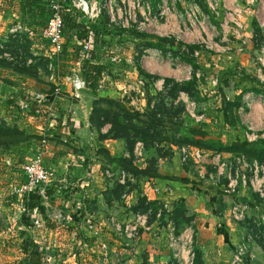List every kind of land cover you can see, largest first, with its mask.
<instances>
[{
    "label": "crops",
    "instance_id": "obj_1",
    "mask_svg": "<svg viewBox=\"0 0 264 264\" xmlns=\"http://www.w3.org/2000/svg\"><path fill=\"white\" fill-rule=\"evenodd\" d=\"M97 1L103 9L94 19L68 6L63 7V51L55 57L43 34L50 0H0V117L4 118L0 126V264H22L26 259L22 243L27 237L40 243L42 248L45 244L61 245L65 258L71 260L76 255L79 264H103L101 261L106 262V259L112 261L110 264H166L173 253L168 239L173 234L172 230L177 233L190 231L202 264H232L235 249L242 241L249 245L242 264H258L260 260L263 263L264 242L258 237L253 223L259 215L257 205L261 204L258 203V195L250 184L241 186L237 193H231L227 191L226 179L219 182L211 180L208 177L214 169L211 158L199 163L196 176L203 181L196 183L197 178L193 179L191 175H188L189 179L173 177V169L168 170L162 165L158 168V161L155 164L157 175H136L94 151L95 146L98 150L118 143L122 148L112 156H129L122 140L101 139L90 120L93 101L98 96L121 97L106 82L114 83L111 75L116 72V67L126 65L117 63L112 55H108L112 54L108 53L112 45L106 42L107 38L113 40L120 33L138 39L157 35L140 31L134 22L127 27L119 24L120 5L125 0H111V9L104 6L105 0ZM135 1L139 7V21L147 20L148 25L159 29L172 24L174 31L182 32L193 42L200 38L205 43L206 39L211 40V46L200 43L204 47L195 51L199 66V57L206 56L214 60L207 62L212 66L210 68L217 69V74L211 75L213 81L209 90L201 86L207 73H198L201 66L197 70L199 88L206 95V101L197 102L187 93L180 92L177 102L184 103L191 116L195 117L197 112L202 117L210 114L216 120L221 119L222 126L226 130H234L242 140L264 137V2L257 8L246 0H222L219 8L222 18L214 20L212 17L214 23L209 29L201 30L193 23L186 27L183 22L181 27L175 22L176 16L182 12L183 3L178 5L180 10L172 7L168 17L163 19L165 23L161 24L163 20L154 16L159 6L169 0ZM204 2L207 10L200 7L209 12L208 1ZM192 3L199 6L196 0H190L189 4ZM238 10H242V17L236 19ZM15 27L21 28L14 32L12 29ZM217 28L220 32L215 31ZM90 37L95 39V58L92 61L104 65L105 69L99 80L103 87L97 94L89 87L75 92L68 80L75 71L83 77L82 40ZM100 53L104 56L100 57ZM146 56L150 59L141 66L151 74L159 73L168 64L164 63L162 55L156 60L149 54ZM184 63L190 67L183 78L178 75L168 77L180 82L190 79L192 66ZM126 69L133 71L131 66L124 71ZM134 69L138 76L135 66ZM174 69L181 73L180 68ZM158 76L163 82L165 77ZM142 80L146 86V80L141 77L139 81L142 83ZM154 84H151L153 88L156 87ZM37 94L46 97V102L42 105L37 103L32 112L21 110L17 105V99L26 101ZM238 95H241V104L234 114L237 121L229 124L222 109V100L233 101ZM215 105L218 106L213 110L211 106ZM109 128L110 125L106 124L101 131L106 133ZM236 134L231 141L236 139ZM44 136L48 143L43 162L54 174L40 200L48 220H41V225L36 227L32 220H23L25 210L20 206L21 196L16 188L26 181L25 167L38 152ZM137 150L136 143L135 159ZM226 156L233 158L232 154L224 152L223 157ZM240 168L249 175L248 169ZM123 173L125 178H122ZM137 182H143L145 187L142 186L139 194L129 188ZM236 198L249 202L251 206L248 216L241 221L233 219L229 212L231 202ZM164 202L168 203V211L163 210ZM141 211L153 212L166 223L155 225L151 218L147 221L145 218L138 223V231L143 229L140 241L122 236L118 226L124 228L133 223ZM33 214L42 217L38 212ZM119 218L125 221L133 219L121 224ZM185 218L192 220L188 223ZM74 245L76 252L73 251ZM46 257L52 263L57 256L49 252Z\"/></svg>",
    "mask_w": 264,
    "mask_h": 264
},
{
    "label": "trees",
    "instance_id": "obj_2",
    "mask_svg": "<svg viewBox=\"0 0 264 264\" xmlns=\"http://www.w3.org/2000/svg\"><path fill=\"white\" fill-rule=\"evenodd\" d=\"M198 2H200V5L204 10H207L204 0H198ZM140 36L144 35L140 33ZM148 36L151 39L143 41V45L139 51L140 56L142 55V51L148 47L160 49L167 55L168 50L165 47V43L171 44L177 41L175 36ZM153 38H155L156 41H153ZM178 42L181 46H184L185 49H177L174 51L173 55L175 58L187 62L192 66L193 72L190 79L180 82L176 79L165 77L163 79V90L156 91V94L152 95L149 87L154 80L159 78V76L147 72L141 66L139 56L136 58L137 61L135 68L139 76L146 80L147 87V103L143 109H139L131 105V102L125 99L126 97L114 98L109 96H98L93 101L90 120L93 126H95L98 130L100 138L122 140L129 152V156L120 155L113 157L109 152V149L103 148V151H106V154L110 156L109 160L115 162L120 168L136 175H157L158 172L155 164L159 155V147H161L163 141L167 140V133L169 134V131H173L174 137L171 141V145L179 147V149L183 146H188L192 148L204 149L210 153L215 151H219L221 153L226 152L232 154L234 159L237 157H244L250 163L256 161L258 164L264 165V137H258L252 141L238 138L227 143L211 142L205 139L206 131L200 126V124L198 126L190 125L188 128L184 125V121H182L179 125L173 121L174 119L179 118L185 110V104L180 101L179 103L177 102L180 92L187 93L197 102L201 103L206 101V95H204L199 88L200 78L197 76V70L200 69V66L195 57V51L200 50L203 47L198 43ZM93 48L94 44H92L91 49L88 51V56H85L82 44V72L87 83L86 87H89L94 94H97L99 90V80L102 77V71L105 69L104 65H100L99 63H94L92 61L95 58ZM240 96L241 95L236 96L233 101L226 99L222 100V109L225 114L226 122L229 124H234L237 121V115L234 114H237L236 112L240 107ZM152 101H155L154 104H152ZM124 104H126V106ZM106 124H109L110 128L106 133H103L101 129ZM187 128L188 131L184 133V130ZM137 142H142L145 151L154 147V156L151 158L152 164H150L151 162L149 161V165L143 168L139 167L134 161L136 160L134 155V146ZM40 200V192L38 190L33 191L30 199L24 205L26 210L23 214V220L25 222H31L32 213L28 211L33 210H36V213L38 212L42 215L40 220L47 222L48 217L45 214V207L42 203H40ZM259 201L260 202L258 203L262 202L260 198ZM144 208L146 210V206ZM182 217L184 218L185 215L182 214ZM191 220L192 218H185V221L188 223H190ZM253 223L258 237L262 239L259 227L256 226V220H254ZM22 248L26 254V259L22 264H52L48 262L46 252L43 251L44 249L41 244L37 243L32 238L27 237L22 243ZM194 251V264H202L199 250L194 247Z\"/></svg>",
    "mask_w": 264,
    "mask_h": 264
},
{
    "label": "rangeland",
    "instance_id": "obj_3",
    "mask_svg": "<svg viewBox=\"0 0 264 264\" xmlns=\"http://www.w3.org/2000/svg\"><path fill=\"white\" fill-rule=\"evenodd\" d=\"M133 1H135V0H125L120 5L121 6V16H120L119 24L122 21H124V19H125V11H127L129 8L134 9L130 5H133L137 2L135 1L133 3ZM179 1H180V3H179ZM196 1L199 4V6L195 5L194 3H193V5H194L196 11H198V12H196V16H192V15L189 16L187 14V12H189L187 9L190 6H192V4H189L190 0H172V2L169 0L168 1V10H167L168 13L163 18H161V20L168 17V14L170 13V10L172 7L179 8V10H180L181 8L178 5H182V3L184 5L183 6L184 9L182 8V12H181L180 16L178 14L176 16V18L174 19L175 22H177L181 25V27H183V22H184V25H186V27H190L189 23L190 24L193 23V26L196 25L197 28H199L201 30H203V29L207 30V29H209L211 24L214 23L213 21L216 20V17L222 18L220 16V14L222 13L221 9H218L216 12L212 8L209 7V12H206L200 7L201 6L200 2H198V0H196ZM140 6H142V5L140 4ZM68 7H70V6H68ZM70 8H73V7H70ZM138 8L139 7H137V6L135 7V9H134L135 13H134V16L132 17V19L130 20L129 25L132 22H134L138 25L140 31H146V32H149L151 34H157V35L176 36V38H178L177 41H175L171 44L165 43L166 44L165 47L168 50L167 55H165V53H163L159 49L148 48V49H144L142 51L141 56L139 55V53H140L139 51L143 45V41L149 40L150 37H141L138 39V38H135L131 35L120 33L117 36V38H114L113 40H110L107 38L106 42L107 43L109 42L112 45V50L110 49V51L108 52V53H112V54H108V55H112L113 56L112 58H114V60L117 63H119V64L123 63L126 66L123 67L122 65H120V66L116 67V70H115L116 72H114L113 76L111 75V79H113L114 83H111V84H110V82H106V83L109 84V87H111V89L113 91H115L116 93H119L121 95V97H126L125 99L131 101V105H133L136 108L141 109L147 103V95H146L145 81L142 80L143 82L141 83L139 81V79L141 77L139 75L136 76V74L134 73V70H135L134 66L136 64V61H137L136 58L137 57L140 56V63L144 64L146 61H148L150 59L146 55L149 54V56H153L152 58L154 60H156L155 58L159 59V57L162 55L163 56L162 60L164 61V63H168V64L162 71H160L159 73L154 72V74L157 73L161 77H168V76L173 77L174 75H178V76L183 78L187 72L186 69L189 68L190 66L188 64L182 62L178 58H175L173 55L174 51H176L177 49H180V48L185 49V47H183L179 44L178 40L182 41L184 43H199V44L201 43L202 45H204L206 47L208 45L211 46V42H210L211 40H208L205 38L206 39V40L204 39L206 41V43H205V42H203V39L200 38V39H198V42L197 41L193 42L192 41L193 39H186L182 32H178L176 30L174 31L173 30L174 26H172V24L170 25V27H167L164 29H159L157 26H154V25H148L147 20H143V21L138 20ZM73 9H75L78 12V10L76 8H73ZM186 10H187V12H186ZM78 13H80V12H78ZM212 17H215L214 20ZM163 23H165L164 20L161 24H163ZM215 31L220 32V30L218 28H217V30L215 29ZM216 35H218V34H216ZM214 37H216V36H214ZM90 38L91 39H89V42L91 43V40H92V43L95 45L94 37H90ZM85 39H88V38H84L82 40V44H83V41ZM153 39H154L153 41H156L155 38H153ZM100 54H102V55H99L100 57L104 56V53H100ZM204 54L208 55V53H204ZM109 58L111 59V57H109ZM199 61L201 63L200 66L202 68H201L200 72L198 71V73L200 75H201V72L207 73V77L205 78V80H203V83H201V86H203L205 90L206 89L209 90V88L212 86V81H213V77H211V75L215 76L217 74L215 72V70H217V69H215L213 67L214 69L212 70L210 68L212 66H209V64L207 62L214 61V60L211 57H209V59H208L206 56H202V57H199ZM128 66H131L133 68V71L127 70V69H126V71H124V69L126 67L128 68ZM215 67H217V66H215ZM174 68H180L181 73L179 70L177 72L176 71L177 69H174ZM157 80H154V82H153V83H156V85L154 84L156 87L153 88V86L151 85L152 95H155L156 91L163 90L162 80L161 79H157ZM205 90H203V91H205ZM154 102L155 101H152V104H154ZM124 105L126 106V104H124ZM217 106L218 105L211 106V107H213V110H214L215 108H217ZM186 112H187V114H186ZM188 113H189V111L188 110L186 111V107H185V110L181 114V116L177 119L173 118L174 120L173 119L172 120L175 121L177 125L181 124L182 121H184V125L187 126L188 128L190 127V125L191 126H198L200 124V126L206 131L205 139H207L208 141H211V142H223V143L226 142L227 143V142H231V139H234V134H236V132L234 130L233 131L232 130H230V131L226 130L225 129L226 127L222 126L223 121L221 119L216 120L215 118L210 117L209 116L210 114L205 116V117H202V116H200V114L197 115V112H196L195 113L196 115L194 117V116H191L190 113L189 114ZM188 128L184 130V133H186L188 131ZM173 135H174V132L169 131V134L167 133V137L169 139L166 138L167 140L163 141L162 142L163 144L161 145V147H159L160 148V150L158 149L159 150V153H158L159 159L156 160V161H158L157 167L159 168L160 165H162L164 168L166 167L168 170L173 169L172 170L173 171V177H176V178L189 179L190 176H188V175H191L193 177V179H194V177L197 178L196 175H198V173H199L200 164L197 162H194V161H191L188 165H183L181 163L179 147L171 145V141L174 137ZM236 136H237L236 139H238V138L240 139V137L242 138V136L238 137V134H236ZM105 143H108V142H105ZM103 148L109 149L111 151V152L110 151L109 152L112 155V154H117L116 152L119 151L122 148V146L119 145L118 143L117 144L113 143V145H110L108 147L107 146L100 147L98 150L96 149V146H95L94 151L98 152L97 154L102 155L108 161L110 159V156L106 154V151H103ZM136 155H137L136 163L138 165H142L141 167L145 166L146 163H148L149 161L151 162L150 164H152L151 158L154 156V147L149 148L146 151L141 148L140 153H139V150H137ZM226 157H228V156H226ZM231 157H233V156H231ZM147 165H149V164H147ZM90 172H92V171H90ZM141 180H143V178ZM202 181H203L202 178H197L196 183H202ZM132 185L133 186L129 187V188L134 189L136 191V193H138V194L140 193L139 191L142 188V186L144 187L143 182H139V183L137 182L135 185L134 184H132ZM214 188L216 189V187H214ZM169 192H170V190L166 193L169 194ZM138 197H140V196H138ZM21 201H22V197H21ZM164 203H167V202H164ZM141 212H142L141 214H143V216H144V220L146 218V221H147L149 218H151V221H153L155 223V225H161V224L166 223V221L163 220V218H158L157 216H155V214L153 212H150V211H141ZM32 214H33V212H32ZM33 215H35V214H33ZM252 217L253 216H251L250 220L253 222ZM131 219H133V218H131ZM131 219L125 221V220H123V218H119V222L121 224H123V223L125 224V223H128V221L129 222L132 221ZM133 220H135V219H133ZM140 221H142V220H140ZM40 222H41V220H40ZM246 222H249V221L246 220ZM193 225H194V222H193ZM142 231H143V229L140 230V228H139V231L137 230V234L133 238H138V240H139V237L142 236V233H143ZM172 233L175 235L179 234L176 231L173 232V230H172ZM189 233H190V231H189ZM121 235L125 236V234H121ZM192 237H193V235H192ZM168 239L170 241V236L168 237ZM135 240H137V239H135ZM192 240H193V238H192ZM169 244H170V242H169ZM191 245H193V243ZM61 247H62L61 245L53 246L52 244H49V246H48L47 244H45V245H43V249H44L43 251H45L46 254L47 253L49 254V252H51L57 256L55 258V260H52L53 264H79V261L77 260L78 256H76V255L71 260L69 259V257L65 258L66 257L65 251ZM74 247L75 248L73 251L76 252L77 251L76 245H74ZM101 262H103V264H106V262H108V264H110V262H112V261H110V260L107 261V259H106V262H105V260H102ZM261 262L262 261L260 260V263H258V264L264 263V262L263 263H261Z\"/></svg>",
    "mask_w": 264,
    "mask_h": 264
},
{
    "label": "built area",
    "instance_id": "obj_4",
    "mask_svg": "<svg viewBox=\"0 0 264 264\" xmlns=\"http://www.w3.org/2000/svg\"><path fill=\"white\" fill-rule=\"evenodd\" d=\"M111 0H105L104 6H107L111 9ZM172 2V0H170ZM209 7L214 11L220 8V1L222 0H207ZM250 6H256L257 8L264 2V0H246ZM196 5V4H195ZM70 6L76 8L78 12L88 16V18L94 19L97 18L103 9V5L100 4L97 0H50V14L45 23L43 34L48 39L51 47L52 53L54 56H58L63 51V30H64V21L62 16L63 7ZM134 9L137 6V3L130 5ZM134 9L129 8L125 11V19L120 24L124 27L129 25L130 20L134 16ZM168 2H163L155 14V19L163 18L168 12ZM187 10L189 12H187ZM186 10L189 16H196V9L192 3ZM228 14V12H227ZM236 19L242 17V10H238L236 13ZM239 23L238 20H236ZM21 27H15L12 29L14 32H18ZM92 47L89 39L83 41V52L85 56H88V51ZM9 55V54H8ZM51 67L54 70V65ZM68 80L72 83L75 92L80 91L85 88L87 83L85 78L81 76L78 71L73 72L68 76ZM100 89L103 87L102 83H99L98 86ZM17 105L21 110L32 112L36 108V104L40 103L41 105L46 102V97L41 94L35 95L34 98L22 101L20 99L16 100ZM51 109V106H48ZM202 116V115H200ZM4 118L0 117V126L2 125ZM251 140V139H250ZM48 140L47 137H43L40 142L38 152L26 165V181L18 188L16 192L22 197V204L20 205L23 210H26L25 203L30 199L33 191L38 190L40 194H44L46 191V186L52 181L54 172L44 165L43 156L46 149ZM137 147L140 153L141 148H143L142 142H137ZM181 151V161L182 163H189L194 161L197 163H202L206 158H211V163L213 166V171L209 173V178L215 182H219L221 179H226V188L228 192L237 193L238 189L241 186L250 184L255 193L258 194L260 200L262 201L260 205H257V210L259 212L258 218L256 220V226L259 227L261 232V237L264 242V165L258 164L256 161L250 163L244 157L237 158H228L223 157V153L215 151L210 153L204 149L192 148L188 146H183L180 148ZM240 166L245 167L249 170V175H246L242 171ZM122 178H125V173H123ZM250 203L243 201L241 199H234L230 205V215L233 219L237 221L244 220L250 211ZM163 210H169L168 203H163ZM34 213V211H28ZM32 224L36 227L41 225L40 219L38 216H31ZM140 220H144V216L140 213L136 215V219L133 223L127 224L124 228L118 226V231L120 234H125L127 238H133L137 234L138 223ZM192 234L188 231L179 233L178 235H170V247H173L172 257L166 264H194L195 251L194 244L192 240ZM247 242H240L234 252L232 259V264H242L244 261L245 255L248 251ZM53 264V263H52Z\"/></svg>",
    "mask_w": 264,
    "mask_h": 264
}]
</instances>
